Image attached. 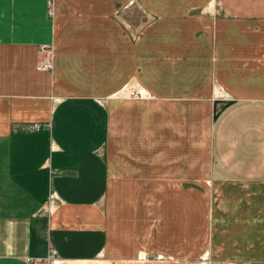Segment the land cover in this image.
<instances>
[{
	"label": "crops",
	"instance_id": "crops-1",
	"mask_svg": "<svg viewBox=\"0 0 264 264\" xmlns=\"http://www.w3.org/2000/svg\"><path fill=\"white\" fill-rule=\"evenodd\" d=\"M181 2L0 0V264H264V0Z\"/></svg>",
	"mask_w": 264,
	"mask_h": 264
},
{
	"label": "rangeland",
	"instance_id": "rangeland-1",
	"mask_svg": "<svg viewBox=\"0 0 264 264\" xmlns=\"http://www.w3.org/2000/svg\"><path fill=\"white\" fill-rule=\"evenodd\" d=\"M46 1L47 0H44L45 11H46L48 17H52L53 12H54L55 0H50L48 4ZM161 1H163V3H165L167 7H170L173 9V8H179L180 7L179 4L182 3L181 1L186 2V1H195V0H176V3H174V4L168 2V1H174V0H161ZM197 1H200V0H197ZM147 2L151 3V5L154 6L156 4V2H159V0H124V4L121 7L115 9L114 15L116 18H119V20H121L124 23V26L127 27V30L129 32L135 33L137 31H140L145 26L147 21L149 19H151L152 17H154L149 11H147V9H145L146 6L142 4V3L146 4ZM48 9H49V11H48ZM213 15H216L219 19H222V21L224 19H228L227 14L224 13L222 8H220V7L218 9L213 10ZM224 28L225 29L228 28L230 31H232L234 33L245 32V31L249 32L251 29H253V27H249V26L246 27L244 25H239V24H236L235 27H233L231 25H229L227 27L225 25ZM51 53H52V51H51ZM38 61H39V57H38ZM51 63H52V59H51ZM126 87L127 88H133L132 85H127ZM141 89H143V88H141ZM145 92L147 93V91H145ZM219 94L221 95L222 93L219 92ZM150 96L151 95L148 94V97H150ZM145 98H147V97H145ZM132 99H141V98L137 97V98H132ZM49 248H52V247H49ZM158 255L161 256V258H166L160 254L143 255V257L149 256V257H152L153 259H157L156 257Z\"/></svg>",
	"mask_w": 264,
	"mask_h": 264
},
{
	"label": "built area",
	"instance_id": "built-area-1",
	"mask_svg": "<svg viewBox=\"0 0 264 264\" xmlns=\"http://www.w3.org/2000/svg\"><path fill=\"white\" fill-rule=\"evenodd\" d=\"M50 0H47V4ZM49 11V9H48ZM51 14V13H50ZM49 15V14H48ZM39 61L35 65V69L38 71L50 70L52 68L51 63V46L50 45H40L38 46ZM51 55V56H50ZM119 97L123 98H145L148 97V94L141 88L133 87L127 88L124 87L119 91ZM27 128L30 130H37L39 127L36 124H29ZM56 251L53 248H49L45 257H28L26 258V264H51L55 260ZM157 259H163L161 256H157Z\"/></svg>",
	"mask_w": 264,
	"mask_h": 264
},
{
	"label": "bare ground",
	"instance_id": "bare-ground-1",
	"mask_svg": "<svg viewBox=\"0 0 264 264\" xmlns=\"http://www.w3.org/2000/svg\"><path fill=\"white\" fill-rule=\"evenodd\" d=\"M144 90V89H143Z\"/></svg>",
	"mask_w": 264,
	"mask_h": 264
}]
</instances>
